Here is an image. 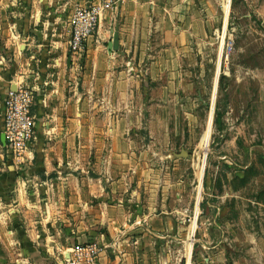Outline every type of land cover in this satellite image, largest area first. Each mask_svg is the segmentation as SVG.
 Returning a JSON list of instances; mask_svg holds the SVG:
<instances>
[{
	"label": "crops",
	"instance_id": "obj_1",
	"mask_svg": "<svg viewBox=\"0 0 264 264\" xmlns=\"http://www.w3.org/2000/svg\"><path fill=\"white\" fill-rule=\"evenodd\" d=\"M94 1L0 0V264H63L85 242L97 264H193L202 200L193 213L184 142L207 104L210 0H117L74 55L73 9ZM22 81L36 128L17 162L4 111Z\"/></svg>",
	"mask_w": 264,
	"mask_h": 264
},
{
	"label": "rangeland",
	"instance_id": "obj_2",
	"mask_svg": "<svg viewBox=\"0 0 264 264\" xmlns=\"http://www.w3.org/2000/svg\"><path fill=\"white\" fill-rule=\"evenodd\" d=\"M210 3L208 37L199 44L207 104L196 110L193 139L184 142L193 159L187 174L193 213L202 200L190 221L196 222L193 239L203 238L193 264H207L204 257L216 264H264V0ZM218 241L219 251L211 247Z\"/></svg>",
	"mask_w": 264,
	"mask_h": 264
},
{
	"label": "built area",
	"instance_id": "obj_3",
	"mask_svg": "<svg viewBox=\"0 0 264 264\" xmlns=\"http://www.w3.org/2000/svg\"><path fill=\"white\" fill-rule=\"evenodd\" d=\"M117 0H95L91 4L76 5L70 18L69 47L74 55H82L88 38L100 25L103 12ZM34 89L24 81L9 88L5 98L4 133L8 157L22 162L30 150L35 135L36 122L32 114ZM97 242H85L73 246L63 264H97L101 252Z\"/></svg>",
	"mask_w": 264,
	"mask_h": 264
},
{
	"label": "water",
	"instance_id": "obj_4",
	"mask_svg": "<svg viewBox=\"0 0 264 264\" xmlns=\"http://www.w3.org/2000/svg\"><path fill=\"white\" fill-rule=\"evenodd\" d=\"M118 47H119V36H118V32H116L113 38L112 45H109V48L117 50Z\"/></svg>",
	"mask_w": 264,
	"mask_h": 264
},
{
	"label": "trees",
	"instance_id": "obj_5",
	"mask_svg": "<svg viewBox=\"0 0 264 264\" xmlns=\"http://www.w3.org/2000/svg\"><path fill=\"white\" fill-rule=\"evenodd\" d=\"M215 122L220 124L221 123V113L219 111H215Z\"/></svg>",
	"mask_w": 264,
	"mask_h": 264
},
{
	"label": "bare ground",
	"instance_id": "obj_6",
	"mask_svg": "<svg viewBox=\"0 0 264 264\" xmlns=\"http://www.w3.org/2000/svg\"><path fill=\"white\" fill-rule=\"evenodd\" d=\"M228 10H229V4L228 5H226V18H227V14H228ZM226 20V19H225ZM218 74V72H216V75ZM215 82H216V80H215ZM211 119H212V112L210 113V115H209V122L211 121ZM210 125V124H209ZM211 128V127H210Z\"/></svg>",
	"mask_w": 264,
	"mask_h": 264
}]
</instances>
